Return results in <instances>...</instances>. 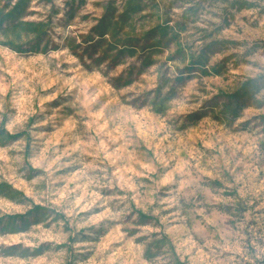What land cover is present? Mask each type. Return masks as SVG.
I'll use <instances>...</instances> for the list:
<instances>
[{
    "label": "clouds",
    "instance_id": "obj_1",
    "mask_svg": "<svg viewBox=\"0 0 264 264\" xmlns=\"http://www.w3.org/2000/svg\"><path fill=\"white\" fill-rule=\"evenodd\" d=\"M0 264H264V0H0Z\"/></svg>",
    "mask_w": 264,
    "mask_h": 264
}]
</instances>
